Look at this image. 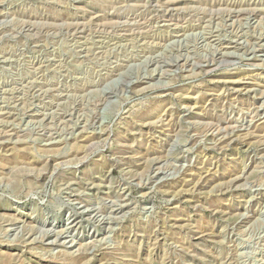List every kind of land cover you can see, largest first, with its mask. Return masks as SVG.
<instances>
[{"label":"rangeland","instance_id":"1","mask_svg":"<svg viewBox=\"0 0 264 264\" xmlns=\"http://www.w3.org/2000/svg\"><path fill=\"white\" fill-rule=\"evenodd\" d=\"M0 264H264V0H0Z\"/></svg>","mask_w":264,"mask_h":264}]
</instances>
